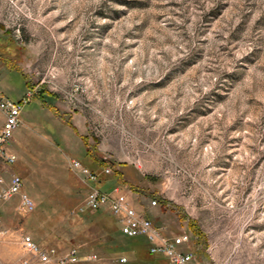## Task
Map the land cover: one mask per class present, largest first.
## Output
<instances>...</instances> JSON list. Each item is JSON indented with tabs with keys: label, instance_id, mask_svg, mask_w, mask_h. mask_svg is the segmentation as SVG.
Here are the masks:
<instances>
[{
	"label": "rangeland",
	"instance_id": "rangeland-1",
	"mask_svg": "<svg viewBox=\"0 0 264 264\" xmlns=\"http://www.w3.org/2000/svg\"><path fill=\"white\" fill-rule=\"evenodd\" d=\"M0 93L32 96L0 178L36 204L5 203L0 264H56L24 234L130 261L126 236L111 256L77 211L88 187L69 161L88 153L167 234H199L201 264H264V0H0Z\"/></svg>",
	"mask_w": 264,
	"mask_h": 264
},
{
	"label": "built area",
	"instance_id": "built-area-1",
	"mask_svg": "<svg viewBox=\"0 0 264 264\" xmlns=\"http://www.w3.org/2000/svg\"><path fill=\"white\" fill-rule=\"evenodd\" d=\"M31 97L30 93L23 99L15 101L0 93V111L4 116V122L0 127V162L13 164L17 160V156L10 151V145L15 131L22 122L24 104L28 103ZM69 167L88 187L85 198L78 205L79 213L108 209L116 218L121 233L127 237L144 239L150 254L162 256L170 264H190L193 261L194 253L190 247L196 235L187 230L176 235L167 234L146 211L137 208L129 194L120 185L110 191H103L96 186L100 179L99 173L92 171L77 158L70 159ZM103 172L110 174L112 169L105 168ZM23 184V178L18 174H13L8 184L0 178V204L18 195L19 208L26 212H33L36 207L35 201L23 189ZM156 204L157 200L153 199L152 205ZM1 221L0 215V227ZM6 232L7 230L0 228V242L1 236ZM21 242L24 250L41 263L102 264V258L97 253L83 254L76 247L60 253L56 247L41 246L29 234H24ZM120 262H127V258L121 257ZM20 264H29V260L24 258Z\"/></svg>",
	"mask_w": 264,
	"mask_h": 264
},
{
	"label": "crops",
	"instance_id": "crops-1",
	"mask_svg": "<svg viewBox=\"0 0 264 264\" xmlns=\"http://www.w3.org/2000/svg\"><path fill=\"white\" fill-rule=\"evenodd\" d=\"M42 100L45 101V98H43ZM51 104L54 105L53 103H47V105H45V106H49ZM48 109H50V108H48ZM3 122H4V116H3L2 112L0 111V127L2 126ZM19 134H21V131H17L15 133V135H14V139L16 140V142L18 140L17 138H18ZM65 142H67V141H65ZM10 151L13 152L17 156V160H18V155L21 156V154L23 153V152H21V149L17 147V145H16L15 148H12L10 146ZM85 152L88 153L86 148H85ZM87 155L90 157V162L88 164H86V165H88V167L90 169H93V170H95V172L100 174V179H99L98 183L96 184L97 187L98 186L101 187V188L98 187L99 189H101L103 191H110L111 189H113L114 187L119 185V183H118L119 181H123L124 180L123 179L124 176L122 175V171L119 172L118 171L119 169H117V177L110 176L109 174H106V173L103 172L105 168L99 169L100 166H99L98 162L95 160V158H93L91 156V154L88 153ZM9 181H10V179H9ZM9 181H8V183H9ZM114 181H116V184L112 185V182H114ZM8 183H5V184H8ZM102 187H104L105 189L102 188ZM5 203H7V202H4V203L0 204V215H1V220H2L0 228L2 230H7V232L5 234H3L2 236L10 233L12 231L11 229H13V227L9 226V223L7 221V211L5 209V206H6ZM87 215H88V219H90V221H89L90 223H89V228L88 229H93V230H90V231L98 234V236L95 235V236L98 237L96 242H98V244L101 245L102 248L107 253L111 254V256L116 254L117 251H118V246H116L117 243H118L117 235L120 234V235L125 237V235H123L121 233L120 229H119V226L117 224L116 218L112 215V213L108 209H101V210H98V211H91V212L87 213ZM84 217L87 218V216H84ZM21 229H25V228H21ZM4 238H5V236H4ZM4 238H3V240L1 239V242H0V258H2V259L6 258V245L3 243L4 242ZM198 238H199V234L196 233V239L191 245V246L196 245V247H195L196 248V252H193L194 253V259L192 261L195 264L204 263V253H203L202 248H201L202 245L198 244V241H197ZM139 244L147 246V243H146V241L144 239L136 241L135 245H139ZM135 248L136 247H134V246L133 247L129 246L127 248V250L129 249V251H128L129 254L128 255L131 256V259L126 264H148V263H150L149 261L147 262V261L144 260V258H143L144 256H142L140 254H137L135 252ZM158 260H160V261L165 260L168 263L167 259L162 257V256L161 257H157V258L154 257L153 261H158Z\"/></svg>",
	"mask_w": 264,
	"mask_h": 264
},
{
	"label": "trees",
	"instance_id": "trees-1",
	"mask_svg": "<svg viewBox=\"0 0 264 264\" xmlns=\"http://www.w3.org/2000/svg\"><path fill=\"white\" fill-rule=\"evenodd\" d=\"M23 75V74H22ZM24 77V76H23ZM26 84H27V87H28V83H27V81H26ZM50 107H54V105H49ZM84 165H86V164H84ZM87 167H88V165H86ZM89 168V167H88ZM92 171H95V170H93V169H91ZM126 238L129 240V243L131 244L130 246L131 247H136L135 248V252L137 253V254H140V255H142V256H144L143 258H144V260L145 261H149V262H152L153 260H154V257H161V256H158V255H152V254H150L149 253V251H148V248H147V246H144V245H142V244H139V245H135L136 244V241H139V240H143L142 238H137V237H127L126 236ZM199 238H200V236H199ZM131 250V249H130ZM126 251H129V249L128 250H126Z\"/></svg>",
	"mask_w": 264,
	"mask_h": 264
}]
</instances>
